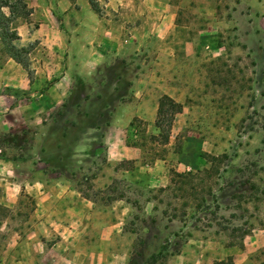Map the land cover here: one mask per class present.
Masks as SVG:
<instances>
[{
  "label": "rangeland",
  "instance_id": "1",
  "mask_svg": "<svg viewBox=\"0 0 264 264\" xmlns=\"http://www.w3.org/2000/svg\"><path fill=\"white\" fill-rule=\"evenodd\" d=\"M29 1L25 0L24 11L18 8L12 13L10 27L18 37L9 41L15 48H25L18 55L26 67L8 63L11 58L0 42V68L4 65L6 70L0 71V81L8 77L31 83L32 63L46 61L50 48L63 47L71 37L67 24L58 21L52 29L43 28L47 40L35 38L38 22L29 18ZM2 10L7 14L6 8ZM239 12L251 13L248 20L253 23L245 27ZM176 21L188 27L185 44L176 30L170 31L169 39H163L151 26L149 32L133 34L126 21L104 22L102 25L113 29L112 34L84 35L87 47L101 46L106 56L102 68L83 89L90 84L101 90V84L111 81L117 91V100H105L100 105L99 128L93 135L101 136L102 125H117L123 142L136 149L137 157L129 154L109 165L103 146L97 155L71 152L66 171L39 165L33 176L55 186V190H59V182L67 181L73 205L91 207L98 227L83 233V248L78 246L80 239L65 243V232L58 235L53 231L46 238L32 235L34 243L25 248V254L29 251L41 257L58 241L47 252L53 258L51 263L38 259L33 264H68L56 255L74 258L76 253L83 256V264H92L94 257L97 264H146L151 255L155 256L151 264H209L219 245L240 247V234L248 225L264 224V0H188L177 9ZM176 48L183 49V54L172 55L170 50ZM55 78L46 79L40 91ZM142 82L146 84L145 94ZM29 88L0 89V113L7 104L3 95L13 92L15 99L10 105L17 106L31 100ZM77 90L73 88V92ZM161 94L182 106L174 115L165 143L154 137ZM52 118L54 125L47 126V132L62 129ZM3 124L14 132L22 128V122L15 118L5 119ZM13 131L0 130V172L26 180L32 176L28 172L32 167L13 168L10 160L35 161L33 153L49 141L38 142L41 131L39 135ZM220 154L225 157L212 163L206 157ZM209 166L211 174H204L201 170ZM195 170L199 173L193 195L158 192L159 187L169 184L172 172ZM95 177L99 179L91 181ZM27 190L21 186L9 205L0 202L3 264H15V257L22 254L17 243L33 227L35 205ZM202 204L208 207L202 208ZM111 222L115 227L106 228ZM95 241L98 246L91 248ZM253 257L263 260L264 248L255 251ZM224 260L221 264H227Z\"/></svg>",
  "mask_w": 264,
  "mask_h": 264
},
{
  "label": "crops",
  "instance_id": "2",
  "mask_svg": "<svg viewBox=\"0 0 264 264\" xmlns=\"http://www.w3.org/2000/svg\"><path fill=\"white\" fill-rule=\"evenodd\" d=\"M30 1L29 7L32 10L29 13V18L38 22V27L33 34L35 38L47 40L48 36L43 35V28L52 29L54 23L58 21L67 24L66 28H68V31L70 28L71 37H69V41L66 40L63 47L50 48L46 61L43 60L41 64L38 60L32 63L34 78L31 83L28 81L24 83L21 80L17 81L8 77L0 81V89H4V87L18 89L30 87L27 94L31 95V100L26 99L18 103L17 106L15 104L10 105V102L15 99L13 92L3 95L7 100V104L3 110L4 112L0 113V130L13 131L11 126H3V123L7 118H15L18 122H22V128L16 130V132L13 131V133L33 131L39 135V131H41L42 137L38 138V142L41 140L49 141L43 145V148H39L37 153H33V159L34 154L37 156L35 161L29 162L27 159L23 160L21 158L10 160V166L12 167H32L28 171L32 173V176H29L28 179L9 178L4 172H0L1 203L5 205L13 203V199L18 196L22 186L28 189L27 193L31 195L35 205L31 212V219H34L33 227L29 230V234L17 243V249L22 250V254L15 257V264H33L38 259L52 262L53 258L49 257L47 252L58 241L47 247L46 254L41 257L29 251L26 254L24 253L30 242L34 243L31 238L34 234L46 238L53 231L57 232L58 235H60V232H65L68 234L66 237L64 236L63 241L65 243L70 244L68 241L80 239L78 246L83 248V233L89 232L93 227H98V224L93 221V209L91 207L73 205L70 198L71 191L66 190L68 187L66 185L68 184L67 181L60 180L59 190H55V186L38 179V176H33L37 174L36 169L39 170V165L58 167L66 171V168L70 165L71 152L97 155L103 146L104 159L109 165L126 158L129 154V157L133 159L137 157L136 149L126 146L123 142L119 126L105 123V126L102 125L103 132L101 136L96 137V134L93 135L99 128L100 105L105 100H117V96L115 97L117 91L116 86H112L111 81L107 84H101V90H98V85L90 84L87 85L86 89H83L87 81L95 75V72L102 68L101 62L106 56L101 46L87 47L83 41L85 39L84 35L112 34L113 29L110 26L102 25L104 22L115 24L126 21L131 24L129 31L134 32L133 34L149 32L152 27L156 33L161 34L160 36L163 39H169V33L173 30L179 33L178 38L183 41V44L188 38V27L176 21L177 9L183 7L188 0H180L178 3L171 0H93L97 10L92 9L88 0ZM207 7L210 8V2ZM213 10L215 11V9ZM208 12L210 13V10ZM238 14L245 27H247L246 24L250 26L253 23L248 20L251 13L239 12ZM63 33L67 38L66 31H63ZM172 39L175 38L172 37ZM170 52L172 55H181L184 50L176 48L170 50ZM9 61L13 62L12 59L7 60L8 63H10ZM0 71H6L4 65L1 66ZM52 76L57 78L49 82L43 91H40L41 87H45L46 79ZM141 86L145 94V82H142ZM74 87L78 88L75 92H73ZM105 89H107V92H105ZM53 109L55 110L53 111ZM56 111L57 113H54ZM52 117L59 121L57 124H61L62 129L54 128L52 131L47 132L46 127L49 125L53 127L54 125ZM47 119L51 120L44 123ZM113 140L116 141L113 142ZM116 147L118 152L115 149ZM5 170H9L7 165ZM98 179L99 177H95L91 181L95 182ZM114 224L111 222L109 226L106 225V228H114ZM246 229L248 231L243 235L240 247L236 245H219L210 255L209 264L223 261L224 258L227 259L228 257L231 264L261 263L262 260L257 261L253 257V253L264 248V224H250ZM100 242L102 243V239ZM83 245L89 247L86 243H83ZM97 246L95 241L90 247L95 248ZM89 254L92 255V252ZM75 255L74 258H66L58 254L56 256L65 260L68 264H83V256H78L77 253ZM56 256L54 255V259ZM95 259L96 257H94V260L90 259L91 262L93 261L92 264H97ZM0 264H3V262L1 261Z\"/></svg>",
  "mask_w": 264,
  "mask_h": 264
},
{
  "label": "trees",
  "instance_id": "3",
  "mask_svg": "<svg viewBox=\"0 0 264 264\" xmlns=\"http://www.w3.org/2000/svg\"><path fill=\"white\" fill-rule=\"evenodd\" d=\"M92 9L97 10L94 2L92 0H88ZM19 5V6H18ZM6 8L7 14L2 10ZM21 8L23 11L26 8L25 0H13V2H9L8 0H0V42L3 45L4 51H6L9 57L23 67H26L25 62L20 59L18 53L24 51V47L15 48L13 44L9 41L12 39H16L17 33L14 28L10 27L11 24V15L12 13ZM181 104L175 101L173 98L166 94H161L158 97L157 105H156V112L154 118V126L158 130L157 135L154 136L156 139H159L160 142L165 143L168 139L170 134V129L172 125V121L174 115L181 111ZM153 137V135L151 136ZM208 161L212 163V161H220L222 158L225 157L224 154H220L219 156L216 155H206ZM212 170V166L207 168H203L204 174L210 175ZM199 171L195 170L194 172H172L169 178V184L163 187L158 188V192H162L165 190H173V192H180L181 197L183 195H193L195 192L196 184H194V179L197 177ZM201 187V186H200ZM200 189V188H199ZM209 189H206L208 193ZM264 194V190H263ZM176 196V195H175ZM185 205V204H184ZM202 208H207L208 206L205 204L201 205ZM247 229L244 230L240 235L241 237L247 233ZM154 255H151L149 261L146 264H151L154 262ZM227 264H231L230 258L226 259ZM223 263L222 261L213 262V264H220ZM260 264H264V260L261 261Z\"/></svg>",
  "mask_w": 264,
  "mask_h": 264
}]
</instances>
